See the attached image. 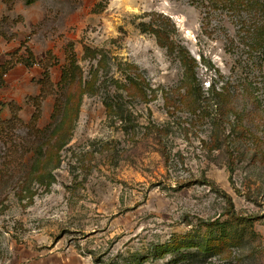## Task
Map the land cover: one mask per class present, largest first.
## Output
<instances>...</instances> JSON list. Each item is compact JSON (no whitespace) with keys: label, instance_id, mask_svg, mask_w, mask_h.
<instances>
[{"label":"rangeland","instance_id":"obj_1","mask_svg":"<svg viewBox=\"0 0 264 264\" xmlns=\"http://www.w3.org/2000/svg\"><path fill=\"white\" fill-rule=\"evenodd\" d=\"M225 1L0 0V65L10 66L0 119L15 102L24 123L0 139V264H264V121L252 127L256 139L231 146L233 165L225 144L211 151L221 112L187 107L177 52L195 60L203 97L224 87L253 110L247 88L264 110V46H252L261 18ZM48 57L55 94L38 124L46 137L21 160L26 98L38 95ZM116 93L129 131L107 115ZM196 233L222 246L203 259L184 255L194 248L156 254Z\"/></svg>","mask_w":264,"mask_h":264},{"label":"trees","instance_id":"obj_2","mask_svg":"<svg viewBox=\"0 0 264 264\" xmlns=\"http://www.w3.org/2000/svg\"><path fill=\"white\" fill-rule=\"evenodd\" d=\"M38 0H25V4L30 6L34 4ZM225 1V0H224ZM211 4H216L220 2V0H209ZM232 7L240 6L248 11H253L255 16H260V21L258 25L254 26L253 35L255 39L252 38V46L255 49L263 48L264 46V1L262 0H228L225 1ZM3 33H0V37H2ZM157 38L162 46L169 47V51H175L177 48L174 44H167L168 38L165 33H161L159 31L156 32ZM166 43V44H165ZM178 57L185 67V76L189 79V85L186 90V94L188 98H190V102L186 103L187 107L193 110H198L201 104L209 103L211 104V108H215V112L220 111L221 115L220 118L218 115H215L217 118V124L219 130L217 133H214L211 137L210 143L207 144L210 147L211 151L221 148V144L226 145V151L228 153V159L231 161V165H233V158L234 152L232 151V145L236 148L237 142L242 141L244 138H251L256 139L255 134L252 131V127L258 124L260 125L261 122L264 121V110L261 109L260 102L258 101L257 97H254L253 94H250V91L245 88L244 93L242 94L244 98L249 96L251 102L253 103L254 109L247 110L245 107L240 108L236 107L233 100V95H231L230 91L226 88H221L219 90L216 89L215 86L210 87L208 91L209 97H203V93L201 92V88L196 83L195 78V60L191 58L189 53L184 49H178ZM30 54V53H29ZM30 57H33L30 54ZM48 57L46 62L43 65V76L42 79L39 81L40 90L37 96L34 97H27L26 102L32 106L33 113L31 115L30 120L26 124L28 128V136L29 139L26 141L24 149L20 150V154H18L19 159H24L25 156L32 152L33 149H37L41 151L42 147H40L39 141H41L46 134L40 132L38 129L39 121L43 115V103L47 100L48 97L53 96L55 94V85L51 80L50 76V68H51V60ZM8 64V63H7ZM9 67H6V64L0 65V88L5 85V77L7 72L10 70ZM137 85L140 88V84L137 83L136 80H131V84ZM127 92V91H126ZM127 96H131L127 92ZM183 96V97H187ZM238 100V99H237ZM104 106L107 111V115L109 118L116 124L122 122V127L125 131H129L133 129V123L130 120V115L128 117L127 108L123 103V98L119 94L109 95L105 101ZM198 106V107H197ZM201 106V107H202ZM9 110L11 112V118L8 120H1L0 119V139L8 134V131L14 130L17 124H24L22 119L20 118V113L22 108L15 102H10L8 104ZM239 108V109H238ZM57 109V107H56ZM59 111V109H57ZM200 115V114H198ZM234 117L233 121H230L231 117ZM53 118L56 117V111L52 116ZM198 117V116H197ZM258 117V118H257ZM258 119V120H256ZM228 122L229 126V133L227 134L224 123ZM223 130V131H221ZM59 129L56 128L52 131L51 136L58 134ZM38 139L39 141L37 142ZM258 140V139H257ZM253 144V142L251 141ZM44 142L41 144L43 145ZM46 144V143H45ZM241 146L247 145L246 142L242 141L240 143ZM18 149V148H17ZM239 149V153H240ZM244 151V150H243ZM11 157L15 156L18 153V150H11ZM13 154V156H12ZM231 204V203H230ZM232 208V207H230ZM233 211L230 213L232 215ZM234 217V216H233ZM198 239V240H197ZM197 240V241H196ZM222 246L220 241H216L214 244L207 243L205 237L199 236L197 233L194 235L186 234L183 236H173L170 241L162 246L156 248V254H165V253H172L177 252L179 250H191L195 249L194 252H189L186 255L190 258L198 257L200 259L205 258V256L211 252L212 250L219 249ZM186 257V258H187ZM185 258V257H183Z\"/></svg>","mask_w":264,"mask_h":264}]
</instances>
